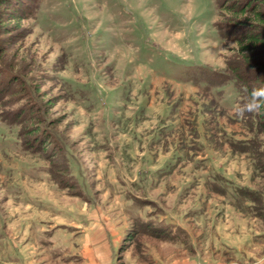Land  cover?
Listing matches in <instances>:
<instances>
[{"label":"rangeland","instance_id":"obj_1","mask_svg":"<svg viewBox=\"0 0 264 264\" xmlns=\"http://www.w3.org/2000/svg\"><path fill=\"white\" fill-rule=\"evenodd\" d=\"M228 19L215 0H0V264H264L261 118L200 81L248 71Z\"/></svg>","mask_w":264,"mask_h":264},{"label":"trees","instance_id":"obj_2","mask_svg":"<svg viewBox=\"0 0 264 264\" xmlns=\"http://www.w3.org/2000/svg\"><path fill=\"white\" fill-rule=\"evenodd\" d=\"M215 3L218 10L230 15L227 22L216 24L218 33H222L224 28L228 29L226 34L222 33V38L237 44L242 61L249 67L247 72L237 76H222L217 71L211 74L203 71L207 75H205L206 77L209 76L211 81L217 84H210V79L208 78L209 81H207L206 77L204 80L201 78L200 81L206 82L212 87L231 83L232 88L237 90L240 95L244 89L246 96H249L253 88L264 87V61L255 58L257 52L264 49V0H215ZM249 19L252 21H248ZM253 66L256 69H252ZM258 116L261 118L260 125L264 128V114ZM243 145L247 148L252 144L248 142ZM239 195L243 199L238 200L237 206H244V202H247L250 196L245 193L242 195L239 193ZM163 231H158L160 236H163Z\"/></svg>","mask_w":264,"mask_h":264},{"label":"clouds","instance_id":"obj_3","mask_svg":"<svg viewBox=\"0 0 264 264\" xmlns=\"http://www.w3.org/2000/svg\"><path fill=\"white\" fill-rule=\"evenodd\" d=\"M236 111L241 117L247 114H264V87L253 88L247 101L240 105Z\"/></svg>","mask_w":264,"mask_h":264},{"label":"crops","instance_id":"obj_4","mask_svg":"<svg viewBox=\"0 0 264 264\" xmlns=\"http://www.w3.org/2000/svg\"><path fill=\"white\" fill-rule=\"evenodd\" d=\"M54 240V239H53Z\"/></svg>","mask_w":264,"mask_h":264}]
</instances>
